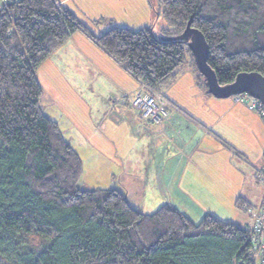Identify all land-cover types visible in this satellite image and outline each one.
Returning <instances> with one entry per match:
<instances>
[{
    "label": "trees",
    "instance_id": "trees-1",
    "mask_svg": "<svg viewBox=\"0 0 264 264\" xmlns=\"http://www.w3.org/2000/svg\"><path fill=\"white\" fill-rule=\"evenodd\" d=\"M147 1L149 25L94 35L57 0H0V264H251L249 227L211 213L195 222L170 203L144 213L118 188L82 187L78 152L43 111L37 68L78 30L156 91L187 64L212 96L178 38L189 20L220 85L264 76V0ZM156 16L166 26L155 34Z\"/></svg>",
    "mask_w": 264,
    "mask_h": 264
},
{
    "label": "rangeland",
    "instance_id": "rangeland-1",
    "mask_svg": "<svg viewBox=\"0 0 264 264\" xmlns=\"http://www.w3.org/2000/svg\"><path fill=\"white\" fill-rule=\"evenodd\" d=\"M151 1L153 4H157V0ZM164 26L166 24L163 18L156 16L153 26L154 33H158ZM105 28L107 27L101 25L97 30H93V28L92 32L99 35L106 30ZM72 56L73 61L71 62L69 59V62L61 59L51 65L50 63L45 64L48 56L37 68L36 75L42 87L41 104L44 112L57 121L63 135L80 156L82 173L79 182L82 187L122 189L128 196L129 204L144 213H151L161 205L170 203L187 215L189 214L195 222H198L204 214L209 212L208 210H215L221 219L251 228L257 207L260 205L257 202L263 186L257 180L259 186L255 184V190L252 193H248L252 188L246 189V186H241V182H238L237 179L239 176L236 169L239 168L240 172H248L243 169L240 162H235L233 159L228 163L229 158L221 154V151L211 150L210 153L208 150V155L202 159L206 167L202 168L203 170L195 178L208 184L206 189L214 191L220 203H189V201L185 203L182 199L183 191L176 179L181 168L187 164L186 159L182 160L176 154L177 158L170 161L172 155L167 156L163 162L167 169L173 164L175 175L169 180L166 178L164 170L163 183H160L153 175L156 168L152 162V152L158 148L156 143L151 142L150 138L143 133L139 135L131 133L130 118L116 122L114 115H119L118 112L116 110L109 112L107 109L111 105L110 101L113 102L116 98L105 94V82L109 81L107 65L105 70L103 64L94 60L98 67L92 68L89 63L94 62L88 61L90 58L79 57L77 53ZM59 66L62 67L59 69ZM187 68V64L182 66V70ZM189 76V73H185L180 79L181 81L187 79L189 84L191 82ZM110 90L112 94H115L111 87ZM137 91L144 93L141 86ZM193 91L189 88L187 93H181L192 104L213 106L231 100V97L204 98L203 95L197 94L196 88ZM135 111L137 110L135 109ZM257 116L259 117L258 114ZM138 117L145 121L140 115ZM225 123L226 119L221 127L227 126ZM211 130L215 132L213 128ZM222 146L224 147V145ZM190 163L187 165L192 172V161ZM230 172H232L233 178L237 179L236 185L231 184L230 181L224 182L228 180L227 176ZM228 196L233 198V203H230ZM239 196L241 199L247 198L251 203L243 202L244 207H237L235 201ZM187 202L196 209H191L192 207ZM247 204L255 206L247 207Z\"/></svg>",
    "mask_w": 264,
    "mask_h": 264
},
{
    "label": "crops",
    "instance_id": "crops-1",
    "mask_svg": "<svg viewBox=\"0 0 264 264\" xmlns=\"http://www.w3.org/2000/svg\"><path fill=\"white\" fill-rule=\"evenodd\" d=\"M57 2L66 7L91 32L93 28V30H97L101 25L106 26V30L113 26H123L136 30L149 25L153 18V12L146 0H57ZM74 53H77L79 57L86 56L90 58L88 61L94 62L95 60L100 62L104 65V69L107 65V70H105L109 81L105 82V94L117 98L113 102L110 101L111 105L107 109L109 112L112 110L118 112L119 115H114L116 122L130 118L131 133L137 135L143 133L150 138L151 142L156 143L158 148L155 152H152V162L156 168L153 171V175L160 183H163L164 170L166 171L165 176L169 180L175 175L173 164L167 169L163 162L167 156L172 155L169 159L170 161L177 158L176 154L182 160L186 159L187 164H191L190 161H192V172L189 169V164H185L177 174L178 177L176 179L183 191L182 199L185 203L186 201H189V203H220L217 194L211 189H206L208 184L195 178L203 170L202 168L206 167L202 159L211 150L221 151V154L229 158L228 163L234 159L235 162L242 164L243 169L248 173L240 172L239 168L236 169L239 176L237 179L238 182H241V186H246V189L248 187L252 188L249 189L248 193H252L255 190V184L259 186V181L257 182L258 179L255 175V167L262 165L264 159V125L247 102L234 101L231 97L230 101L213 106L189 103L186 97L181 94L183 92L187 93L189 88L192 92L196 88L197 94L203 95L204 98H211V96L206 95L196 87L194 73L188 65V68L181 70L174 80L159 88L161 94L171 101L175 108L169 107L167 115L162 118L160 123L142 121L138 117L137 111L130 104L132 95L139 90L141 83L83 31L74 32L49 55L45 64L50 63L51 65L56 60L61 59L66 61L69 59L71 62L73 61L72 55ZM96 62L89 64H91L92 68H96L98 67ZM60 67L62 66H59V69ZM185 73L190 75L189 79L191 82L189 84L187 79L183 81L180 79ZM110 87L115 94L111 93ZM49 117L56 121L51 116ZM225 119L227 126L221 127ZM223 143L227 144L229 148H226ZM231 150L237 154H234ZM227 178L228 180L224 182L230 181L233 185L238 183L237 179L233 178L232 172L228 174ZM119 190L124 192L122 189ZM125 196L128 200V196ZM261 196L262 193L257 202L258 204L261 201ZM228 199L230 203H233L232 197L229 198L228 196ZM242 199L244 203H251L245 197ZM189 203L188 205H190ZM247 206L250 207L252 205L247 204ZM191 209L195 210L196 208L192 207ZM208 211L207 213L220 216L215 210ZM188 216L190 217L189 214Z\"/></svg>",
    "mask_w": 264,
    "mask_h": 264
},
{
    "label": "built area",
    "instance_id": "built-area-1",
    "mask_svg": "<svg viewBox=\"0 0 264 264\" xmlns=\"http://www.w3.org/2000/svg\"><path fill=\"white\" fill-rule=\"evenodd\" d=\"M144 93L137 91L132 95L130 104L139 112L143 120L159 122L167 115L171 103L159 91L141 84ZM234 101H245L260 117L264 124V106L246 93L231 96ZM256 176L262 187L260 205L257 207L253 224L250 228V247L248 256L251 264H264V165L256 169Z\"/></svg>",
    "mask_w": 264,
    "mask_h": 264
},
{
    "label": "water",
    "instance_id": "water-1",
    "mask_svg": "<svg viewBox=\"0 0 264 264\" xmlns=\"http://www.w3.org/2000/svg\"><path fill=\"white\" fill-rule=\"evenodd\" d=\"M178 38L184 40L190 49L196 67L204 77L208 93L216 98L246 93L264 106V76L255 71L239 72L231 83L220 85L215 72L207 63L209 46L202 32L191 26V20L187 22Z\"/></svg>",
    "mask_w": 264,
    "mask_h": 264
}]
</instances>
